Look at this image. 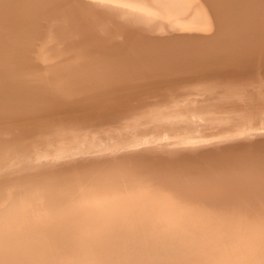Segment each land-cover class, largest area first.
<instances>
[{"label": "bare ground", "instance_id": "1", "mask_svg": "<svg viewBox=\"0 0 264 264\" xmlns=\"http://www.w3.org/2000/svg\"><path fill=\"white\" fill-rule=\"evenodd\" d=\"M0 264H264V0H0Z\"/></svg>", "mask_w": 264, "mask_h": 264}]
</instances>
